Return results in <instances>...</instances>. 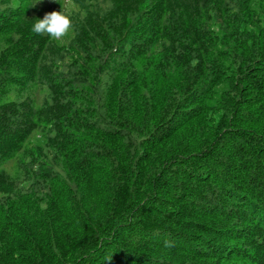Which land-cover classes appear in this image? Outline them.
I'll list each match as a JSON object with an SVG mask.
<instances>
[{"label": "trees", "instance_id": "trees-1", "mask_svg": "<svg viewBox=\"0 0 264 264\" xmlns=\"http://www.w3.org/2000/svg\"><path fill=\"white\" fill-rule=\"evenodd\" d=\"M53 1L0 0V264H264V0Z\"/></svg>", "mask_w": 264, "mask_h": 264}, {"label": "clouds", "instance_id": "clouds-1", "mask_svg": "<svg viewBox=\"0 0 264 264\" xmlns=\"http://www.w3.org/2000/svg\"><path fill=\"white\" fill-rule=\"evenodd\" d=\"M67 1L70 3V0ZM38 3H41L40 0H36L33 7ZM61 7L62 11L46 13L42 19H37V22L32 26V31L40 35L47 34L53 40H63L68 36L73 24L70 16L64 11V6L61 5Z\"/></svg>", "mask_w": 264, "mask_h": 264}, {"label": "rangeland", "instance_id": "rangeland-1", "mask_svg": "<svg viewBox=\"0 0 264 264\" xmlns=\"http://www.w3.org/2000/svg\"><path fill=\"white\" fill-rule=\"evenodd\" d=\"M72 5V4H71Z\"/></svg>", "mask_w": 264, "mask_h": 264}]
</instances>
